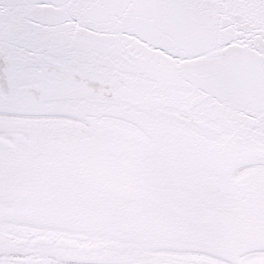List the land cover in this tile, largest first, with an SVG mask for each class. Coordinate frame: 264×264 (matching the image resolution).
Returning a JSON list of instances; mask_svg holds the SVG:
<instances>
[{"label": "snow or ice", "instance_id": "1", "mask_svg": "<svg viewBox=\"0 0 264 264\" xmlns=\"http://www.w3.org/2000/svg\"><path fill=\"white\" fill-rule=\"evenodd\" d=\"M0 264H264V0H0Z\"/></svg>", "mask_w": 264, "mask_h": 264}]
</instances>
